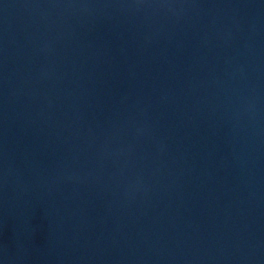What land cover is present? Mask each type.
<instances>
[{
  "label": "water",
  "instance_id": "95a60500",
  "mask_svg": "<svg viewBox=\"0 0 264 264\" xmlns=\"http://www.w3.org/2000/svg\"><path fill=\"white\" fill-rule=\"evenodd\" d=\"M0 264H264V0H0Z\"/></svg>",
  "mask_w": 264,
  "mask_h": 264
}]
</instances>
